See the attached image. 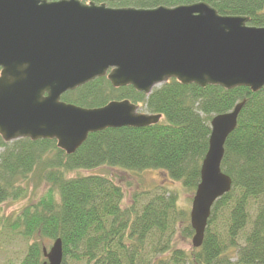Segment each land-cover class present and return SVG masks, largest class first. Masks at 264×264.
Here are the masks:
<instances>
[{
  "label": "trees",
  "instance_id": "obj_1",
  "mask_svg": "<svg viewBox=\"0 0 264 264\" xmlns=\"http://www.w3.org/2000/svg\"><path fill=\"white\" fill-rule=\"evenodd\" d=\"M97 2L136 9L206 2L222 16L248 17L249 26L264 28V0ZM123 100L162 120L146 128L91 134L74 155L60 150L55 140L5 143L0 137V207L27 198L32 183L35 191L45 190L5 221L4 229L27 243L20 264H43L44 242L56 239L63 242L62 264H139L144 245L150 243L158 254L155 264H264V88L258 93L245 87L203 89L170 80L147 96L131 86L116 89L107 78H99L62 96L63 102L86 109ZM244 101L221 165L233 181L232 189L214 204L203 245L190 255L172 242L177 224L183 226L182 236L194 235L190 214L178 208L175 193L154 196L137 212L134 206L122 208L124 190L112 179L95 174L71 178L72 173L101 167L159 170L195 194L212 119ZM165 254L167 258H161Z\"/></svg>",
  "mask_w": 264,
  "mask_h": 264
},
{
  "label": "water",
  "instance_id": "obj_2",
  "mask_svg": "<svg viewBox=\"0 0 264 264\" xmlns=\"http://www.w3.org/2000/svg\"><path fill=\"white\" fill-rule=\"evenodd\" d=\"M222 16L206 2L154 9L109 8L79 0H0V137L55 140L74 155L89 135L146 128L161 115L129 100L86 109L62 96L99 78L149 96L170 80L200 88H264V28ZM245 101L211 121L208 152L190 212L195 249L203 245L216 201L232 179L221 165ZM43 264H62L63 242L43 250Z\"/></svg>",
  "mask_w": 264,
  "mask_h": 264
},
{
  "label": "rangeland",
  "instance_id": "obj_3",
  "mask_svg": "<svg viewBox=\"0 0 264 264\" xmlns=\"http://www.w3.org/2000/svg\"><path fill=\"white\" fill-rule=\"evenodd\" d=\"M140 113H148L145 109L140 108ZM3 150L0 149V154ZM95 174L108 177L115 181L124 190V201L122 208L126 209L129 206H134L137 212L147 204L154 196L163 195L166 192L175 193L178 196V208L182 211L191 212L192 201L195 194L185 190L180 183H172L168 177L161 171L152 170L145 172H127L117 168L101 167L93 171H84L72 173L71 178L77 175ZM34 184L30 186L28 197L19 201H10L0 207V264H20V261L25 256L27 251V243L22 239L13 238L5 229V221L10 217L13 218L20 214L22 209L30 204L37 196H41L45 191L43 188L35 191ZM252 218L255 217V210L250 207ZM175 234L172 242L176 249L184 251L190 255L194 249L192 238L182 236L183 226L176 225ZM170 235V234H169ZM168 235V237H169ZM53 242L45 241L44 245L49 250ZM155 245V244H154ZM154 246L152 243L144 245L143 253L139 256V264H155L158 260V254L154 256ZM167 258V254L161 256ZM68 264H74L67 260ZM76 264V263H75Z\"/></svg>",
  "mask_w": 264,
  "mask_h": 264
},
{
  "label": "flooded vegetation",
  "instance_id": "obj_4",
  "mask_svg": "<svg viewBox=\"0 0 264 264\" xmlns=\"http://www.w3.org/2000/svg\"><path fill=\"white\" fill-rule=\"evenodd\" d=\"M49 2H55V1H60V0H47ZM80 2L84 3V4H89L91 2L95 3V4H98V5H101L103 4V2H97V0H79Z\"/></svg>",
  "mask_w": 264,
  "mask_h": 264
}]
</instances>
